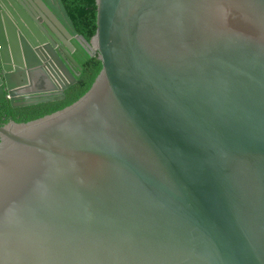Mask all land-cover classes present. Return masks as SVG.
<instances>
[{
    "label": "water",
    "instance_id": "1",
    "mask_svg": "<svg viewBox=\"0 0 264 264\" xmlns=\"http://www.w3.org/2000/svg\"><path fill=\"white\" fill-rule=\"evenodd\" d=\"M95 5L86 39L62 0H0V100L101 65L0 124V264H264V0Z\"/></svg>",
    "mask_w": 264,
    "mask_h": 264
},
{
    "label": "trees",
    "instance_id": "2",
    "mask_svg": "<svg viewBox=\"0 0 264 264\" xmlns=\"http://www.w3.org/2000/svg\"><path fill=\"white\" fill-rule=\"evenodd\" d=\"M62 3L77 32L86 39H90L96 29L95 0H62ZM100 66V62L96 57L86 62L83 66L84 70L81 77L65 90V96L62 100L22 107H12L7 100H0V124L7 122L9 119L27 121L70 104L89 88Z\"/></svg>",
    "mask_w": 264,
    "mask_h": 264
},
{
    "label": "flooded vegetation",
    "instance_id": "3",
    "mask_svg": "<svg viewBox=\"0 0 264 264\" xmlns=\"http://www.w3.org/2000/svg\"><path fill=\"white\" fill-rule=\"evenodd\" d=\"M45 26V25H44ZM15 34V36H16V38H17V41H18V44L20 45V46H22V43H21V40H20V37H21V33H20V28H19V26L17 25V23L14 21V20H12V26H11V34ZM51 38L58 44V43H60V38L58 37V36H56V35H54V34H52L51 33ZM27 40V39H26ZM66 40V39H65ZM28 41V40H27ZM66 41H68V40H66ZM28 44L31 46V44H30V42L28 41ZM93 57H95V56H92V57H90L86 62H88L91 58H93ZM85 62V63H86ZM84 63V64H85ZM84 64H83V66H84ZM83 70H84V68H83ZM82 73H83V71H82ZM82 75V74H81ZM64 99V98H63ZM2 100H5V99H2ZM60 100H62V99H60ZM53 101H58V100H53Z\"/></svg>",
    "mask_w": 264,
    "mask_h": 264
}]
</instances>
